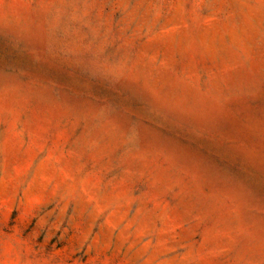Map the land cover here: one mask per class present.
<instances>
[{
	"label": "rangeland",
	"instance_id": "1",
	"mask_svg": "<svg viewBox=\"0 0 264 264\" xmlns=\"http://www.w3.org/2000/svg\"><path fill=\"white\" fill-rule=\"evenodd\" d=\"M0 264H264V0H0Z\"/></svg>",
	"mask_w": 264,
	"mask_h": 264
}]
</instances>
